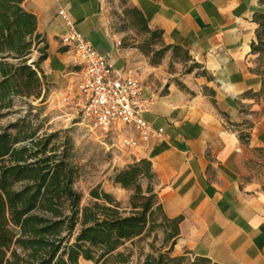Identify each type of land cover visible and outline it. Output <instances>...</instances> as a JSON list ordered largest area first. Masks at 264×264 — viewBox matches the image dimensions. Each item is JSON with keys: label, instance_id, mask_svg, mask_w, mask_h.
Returning <instances> with one entry per match:
<instances>
[{"label": "crops", "instance_id": "0c3cea01", "mask_svg": "<svg viewBox=\"0 0 264 264\" xmlns=\"http://www.w3.org/2000/svg\"><path fill=\"white\" fill-rule=\"evenodd\" d=\"M129 4L150 31H161V44L170 46L162 56L155 53L158 44L146 52L114 32L106 0H23L44 40L39 46L47 44L39 63L46 82L64 89L79 72L60 41L66 26L57 11L63 8L116 70L130 69L141 81L143 117L163 129L160 139L127 150L150 161L165 214L182 216L173 253L264 264V180L250 178V161L264 162V83L251 50L264 0ZM38 55L34 49L31 59Z\"/></svg>", "mask_w": 264, "mask_h": 264}, {"label": "trees", "instance_id": "16d2710c", "mask_svg": "<svg viewBox=\"0 0 264 264\" xmlns=\"http://www.w3.org/2000/svg\"><path fill=\"white\" fill-rule=\"evenodd\" d=\"M22 2L0 0V109H10L15 96L43 101L49 87L39 67L47 44L39 46L44 40L36 32L35 15ZM255 19L257 37L264 16ZM144 29L161 42V31H150L145 23ZM169 48L162 45L155 53L162 56ZM34 49L39 55L33 60ZM251 50H256V41ZM58 135L38 134L27 119L0 130V264H79L80 259L93 264H169L184 258L167 253L182 216L165 214L148 159H135L111 177L114 184L132 191L128 205L99 185L81 205L82 195L73 187L76 169L66 141H55ZM142 179L147 181L144 188ZM159 231L162 243L171 242L166 252L155 255ZM188 264L218 263L195 257Z\"/></svg>", "mask_w": 264, "mask_h": 264}, {"label": "rangeland", "instance_id": "374dc122", "mask_svg": "<svg viewBox=\"0 0 264 264\" xmlns=\"http://www.w3.org/2000/svg\"><path fill=\"white\" fill-rule=\"evenodd\" d=\"M106 3L108 25L120 34L126 43H137L144 49H148V42L162 46L159 37L144 29L143 20L129 4V0H106ZM255 41L256 50L252 51L255 67L264 83V24L258 28ZM180 55L182 56V53ZM186 67L187 64H184L177 69L184 72ZM77 80L78 74H75L64 89L53 90L49 86L43 101L40 98L15 96L10 109H0V130L11 123L27 119L31 121L32 127L38 128V134L59 131L55 141L60 145L66 141L69 161L76 169L73 187L82 195L81 205L90 200L89 191L97 185L112 193L122 205H128L132 191L114 184L111 177L116 169L133 162L135 156L129 150L120 148L118 144L107 148L99 132L83 118L78 102ZM9 131L13 133L15 129L9 128ZM262 155L264 157V152ZM250 178L264 180V162L250 161ZM146 182L145 179L141 180L143 188ZM170 242L162 243V233L159 231L154 254L157 255L158 251L166 252ZM144 251L149 249L145 247ZM167 253L171 257L184 256L182 260L171 261L169 264H188L193 259L188 254H174L173 247ZM141 258L143 259V256ZM79 264L93 263L80 259Z\"/></svg>", "mask_w": 264, "mask_h": 264}, {"label": "built area", "instance_id": "2783aa9c", "mask_svg": "<svg viewBox=\"0 0 264 264\" xmlns=\"http://www.w3.org/2000/svg\"><path fill=\"white\" fill-rule=\"evenodd\" d=\"M57 14L66 26L60 41L71 50L72 60L79 67L81 114L105 140L104 145L133 149L141 141L160 139L163 129L153 127L143 117L147 104L141 81L130 69L116 70L111 58L76 30L65 9H58Z\"/></svg>", "mask_w": 264, "mask_h": 264}]
</instances>
